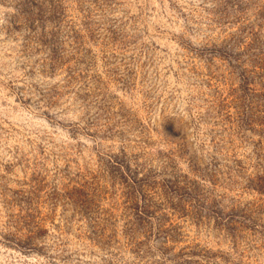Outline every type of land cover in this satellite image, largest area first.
<instances>
[{"label":"rangeland","instance_id":"374dc122","mask_svg":"<svg viewBox=\"0 0 264 264\" xmlns=\"http://www.w3.org/2000/svg\"><path fill=\"white\" fill-rule=\"evenodd\" d=\"M0 264H264V0H0Z\"/></svg>","mask_w":264,"mask_h":264}]
</instances>
